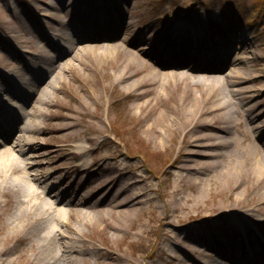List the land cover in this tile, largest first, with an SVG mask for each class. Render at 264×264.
Wrapping results in <instances>:
<instances>
[{
	"label": "rangeland",
	"instance_id": "rangeland-1",
	"mask_svg": "<svg viewBox=\"0 0 264 264\" xmlns=\"http://www.w3.org/2000/svg\"><path fill=\"white\" fill-rule=\"evenodd\" d=\"M78 1L0 0V122L11 132L31 123L28 144L15 147L25 163L14 172L0 164V183L30 176L55 189L51 202L67 195L59 206L75 238L63 257L72 264H248L256 257L264 264V188L252 156V148L264 151V0H85L106 9L97 21L93 8L73 13ZM184 7L188 22L169 18ZM111 10L112 29L93 35L109 39L98 42L106 43L105 56H97L99 47L80 49L88 44L80 22L89 17L102 25ZM126 23L131 28L123 31ZM238 36L255 46L258 55L247 66L257 77L243 85L253 90L248 101L216 87L212 96L225 92L219 119L207 114L210 103L202 104L207 85L193 79L219 74L160 64H170L173 50L207 53L208 47L224 69L219 49L227 51L224 61L250 56ZM58 44H75L70 66L57 71L53 89L42 82L39 92L25 96L38 81L32 71L64 56ZM113 44L120 48L110 49ZM125 50L135 52L133 61ZM193 105L202 107L200 121L185 122L182 111ZM193 133L202 139L189 146ZM5 188L3 264H31L42 249L34 251L27 232L6 233L21 202ZM78 201L85 207L73 209Z\"/></svg>",
	"mask_w": 264,
	"mask_h": 264
},
{
	"label": "bare ground",
	"instance_id": "bare-ground-1",
	"mask_svg": "<svg viewBox=\"0 0 264 264\" xmlns=\"http://www.w3.org/2000/svg\"><path fill=\"white\" fill-rule=\"evenodd\" d=\"M61 5H63L62 8H65L63 3ZM47 8L51 10L52 14L54 15H56V13H58L59 11V9H57L53 5H48ZM81 20L82 18L80 17V21ZM130 28H131L130 23H126L122 27L123 31H128ZM64 36L62 35L61 38L64 39ZM90 37H93V34L90 35ZM241 38L242 37L240 36L238 37L239 40ZM98 42L101 41H95V40L89 41L87 45H82L80 49L87 48L89 50L95 51L94 49H98L97 47H99L103 51L100 55L98 54L97 56L103 57L105 56L104 52L107 51V48L105 47L106 43H102L100 45ZM239 43H244L247 45V48H250V50L248 51L250 56H246L244 60H239L237 56H234L236 59L230 58L226 71L217 72L218 74H221L220 77L214 75H208V76L206 75L202 78H197L193 76V79L195 78L194 82H201L207 85V95L204 99L201 100L203 105L210 103V108H209L210 110L207 111V114L213 115L219 119L223 118V116H221L220 114V111L223 109L222 105H224L223 102L221 101L222 99L221 97L225 92L220 90V92L214 93V96H212V92L216 89V87L223 84L229 96L232 97L237 96L240 100L243 101L247 99L249 97L248 94L253 91L249 87L246 86L243 87V85L257 77L252 75L251 70L247 66V60L250 59L253 60L258 55L257 52L255 51V46H253V44L250 42V39L247 37L242 38L239 41ZM59 46L61 47V45L58 44L57 47L59 48ZM133 47L135 48V46ZM109 48L117 49L120 48V45L115 47V44H113ZM62 49H64L63 52H65L64 56L61 57L59 56L57 60H46L42 62V64L46 67L42 69L38 68L32 71L33 73L31 74V76L36 78V80L38 81L36 84L31 83L32 84L31 86L34 87V89L25 90L24 92L25 96H30V95L33 96L35 93L39 92V90L41 89L40 83L42 84V82L45 84V86L53 89L54 84L58 82V80L61 78V75H58L57 71L62 69L63 67L70 66V63L72 62V55L73 52H75L74 51L75 44H70L69 46H63ZM60 53H62L61 50L59 52V55ZM125 54L126 57L129 58L131 61H133V57L135 58L137 56L135 52L129 50H125ZM65 56H69V58L63 60ZM183 68L187 69L188 67L184 65ZM45 69H48L46 73H44ZM192 72H196V71L192 70ZM200 73L203 74V72ZM214 73L216 72H210L207 74H214ZM49 74L51 75L48 76ZM121 77L124 79L128 78L127 76L124 77L123 74L121 75ZM260 89L261 88H257L256 90H260ZM182 113L186 116L184 121L189 122V121H193L195 116H197L195 119L198 118V121H200L199 117L202 115L203 112H202V107H200V105L199 106L193 105L192 107L189 108V110L185 108L184 112L182 111ZM218 121H219L218 119H215V122ZM201 125H204L205 127L212 126L207 124V122L201 123ZM258 127L259 126L257 125L256 128ZM29 129H31V123L29 124L28 127L24 126L23 128H16L14 130L15 133L11 141L8 140L3 147L0 146V164L5 170L11 169L13 172L19 171L20 166H22L25 163V160H21L22 152L15 153V151H17L15 147L18 145L22 146L24 144L25 145L28 144L27 143L28 139L26 138L25 134L29 133ZM214 129L219 133L222 132V134H225V131L220 127H214L213 129L211 128V131H214ZM192 135L189 137L188 140L189 146L193 145L194 144L193 142L195 140L202 139L201 136H198L195 133H193ZM263 146H264V139H263ZM252 154L254 158V166L260 173V178L257 181L258 186H261L262 184V187L264 188V151L255 147L252 148ZM23 178L25 177H17L11 179V181L8 180L0 183V187L2 186L4 188L5 186L6 187L5 189L13 192L18 198H20V202H21L19 206L21 207V209L18 213H15L14 216L10 219V224L6 229V233L9 232L10 234H17L19 232H27L30 238L33 239V241H35L36 247L34 251H36L37 248L38 250L42 249V251H38V254L36 256V262H31V264H58L61 262L62 264H67V263L72 264L69 263L70 261H65V260L63 261V257L66 251H70V249H72L71 245L75 241V238H73L74 236L71 233L72 229L68 226V224L66 222L61 221L62 215L65 212V210L59 206L61 203L63 204L65 202L67 195H63L59 202H55V201L51 202L49 192L50 191L54 192L55 190L54 188L50 186L49 189H46L45 185L43 184V179L34 178L36 180L41 181V185H40L39 181H35L31 179L30 176L25 178L28 183L27 185L26 181ZM35 186L40 188L35 189L34 188ZM45 189L48 191L46 192ZM37 195L40 197L39 201L41 202L39 201L32 202L30 200L31 197H35ZM78 206L85 207V204L81 201H78L77 203H74L73 209L80 210ZM84 210H88V209H84ZM53 212L54 214H52ZM81 212L82 214H86V215L93 214V213H89V211H81ZM54 215L55 217H53ZM58 226L59 229H57ZM60 227H62L63 231L60 230ZM57 244L59 245V249L56 248ZM5 251L6 248L0 249V264H3L4 262L2 256L4 255Z\"/></svg>",
	"mask_w": 264,
	"mask_h": 264
},
{
	"label": "trees",
	"instance_id": "trees-1",
	"mask_svg": "<svg viewBox=\"0 0 264 264\" xmlns=\"http://www.w3.org/2000/svg\"><path fill=\"white\" fill-rule=\"evenodd\" d=\"M196 0H191L189 4H194ZM264 8V7H263Z\"/></svg>",
	"mask_w": 264,
	"mask_h": 264
}]
</instances>
